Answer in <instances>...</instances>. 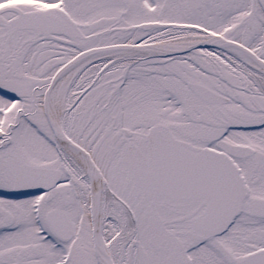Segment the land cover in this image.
<instances>
[{
  "label": "snow or ice",
  "instance_id": "obj_1",
  "mask_svg": "<svg viewBox=\"0 0 264 264\" xmlns=\"http://www.w3.org/2000/svg\"><path fill=\"white\" fill-rule=\"evenodd\" d=\"M0 264H264V0H0Z\"/></svg>",
  "mask_w": 264,
  "mask_h": 264
}]
</instances>
